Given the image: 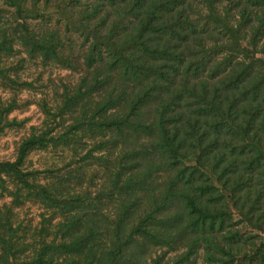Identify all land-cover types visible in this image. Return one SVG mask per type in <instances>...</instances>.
Masks as SVG:
<instances>
[{
    "label": "clouds",
    "instance_id": "9594fccd",
    "mask_svg": "<svg viewBox=\"0 0 264 264\" xmlns=\"http://www.w3.org/2000/svg\"><path fill=\"white\" fill-rule=\"evenodd\" d=\"M22 152L82 204L0 171V264H262L264 0H0V165Z\"/></svg>",
    "mask_w": 264,
    "mask_h": 264
},
{
    "label": "trees",
    "instance_id": "16d2710c",
    "mask_svg": "<svg viewBox=\"0 0 264 264\" xmlns=\"http://www.w3.org/2000/svg\"><path fill=\"white\" fill-rule=\"evenodd\" d=\"M141 47L144 48V50L148 53H151L153 51V49L146 47L143 43L141 44ZM175 59H179V57H174ZM127 63V62H125ZM167 67L170 68V70L172 72H176L177 69L175 67V65L173 64H169L167 65ZM190 68L193 69V71L196 68L195 64H191L189 65ZM132 73L133 75L136 74V69L133 68L132 69ZM161 78H164V74L161 72L160 73ZM253 92V98L254 97V89H252ZM235 101L233 100L232 103H234ZM215 105H208L207 108L205 110H210L212 108H214ZM175 151V149H173ZM26 151V148H25ZM260 155L264 156V152H261ZM27 160L25 159L23 152L21 153V157L20 160L15 163V164H5V165H0V171H4L7 170L9 176L12 178L13 183H15L16 181H19L20 185H22V188L17 189L16 192V203L19 204L21 203V195L24 194V190H27L26 194L27 197L29 199H31L32 197H36V198H42L46 201H48L53 207L60 209L62 212H73L75 211L76 207L79 206L80 204H82V201L80 200H76V201H67V202H61V201H57L56 199H54L53 195L51 193H48L38 187H34V182H30L29 177L33 175V173H31L30 171H21L20 168L23 165H26ZM255 162V161H253ZM129 168L135 167V162H131L128 165ZM225 172L229 171V169H225ZM181 175H183V173H181ZM66 181L62 178L61 180V184L65 183ZM125 187H127V185H125ZM201 191H204V189H201ZM208 191H211V189H208ZM220 197H215L214 199H219ZM193 212L198 213L199 214V219L198 220H194L192 223V226L195 227L197 224L200 223H205L209 226V228L213 227L215 225V219L213 217H211L210 215L200 212L199 209L195 208V206L193 205ZM221 216L223 215L222 213L220 214ZM50 223V221H49ZM223 221L221 220V226H222ZM44 231H47V229H44ZM76 251L79 252L82 249H69V248H60V249H45V252L42 254L41 259L37 262V264H52L51 259L45 260L43 258L44 255L47 254L48 251H52V252H57V251ZM260 258L262 261V264H264V253H260Z\"/></svg>",
    "mask_w": 264,
    "mask_h": 264
},
{
    "label": "rangeland",
    "instance_id": "374dc122",
    "mask_svg": "<svg viewBox=\"0 0 264 264\" xmlns=\"http://www.w3.org/2000/svg\"><path fill=\"white\" fill-rule=\"evenodd\" d=\"M27 164L30 163L29 161L26 162Z\"/></svg>",
    "mask_w": 264,
    "mask_h": 264
}]
</instances>
